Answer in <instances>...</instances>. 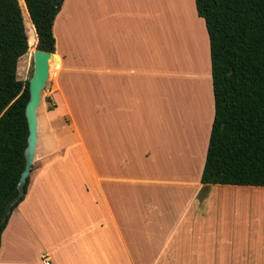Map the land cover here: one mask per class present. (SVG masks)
<instances>
[{"label": "crops", "instance_id": "obj_1", "mask_svg": "<svg viewBox=\"0 0 264 264\" xmlns=\"http://www.w3.org/2000/svg\"><path fill=\"white\" fill-rule=\"evenodd\" d=\"M126 1L64 0L54 19L52 128L2 232L0 264H220L238 247L197 238L238 237L246 210L264 211L263 187L200 182V82L208 137L214 114L203 19L199 47L189 21L166 35L165 14Z\"/></svg>", "mask_w": 264, "mask_h": 264}, {"label": "trees", "instance_id": "obj_2", "mask_svg": "<svg viewBox=\"0 0 264 264\" xmlns=\"http://www.w3.org/2000/svg\"><path fill=\"white\" fill-rule=\"evenodd\" d=\"M64 0H0V244L25 166L28 81L17 62L36 48L53 54ZM209 41L214 114L202 184L264 188V0H194Z\"/></svg>", "mask_w": 264, "mask_h": 264}, {"label": "rangeland", "instance_id": "obj_3", "mask_svg": "<svg viewBox=\"0 0 264 264\" xmlns=\"http://www.w3.org/2000/svg\"><path fill=\"white\" fill-rule=\"evenodd\" d=\"M155 1L157 2V0H127L125 3V6L140 7L143 11L148 12V15H151L152 12H157L158 13V19L160 21V19L162 18L161 16L162 15L164 16V14L161 11L162 7L160 5H162L165 1L161 0L162 1V3H161V1L159 0L160 2L158 4H156ZM184 7H185L184 10L186 9L188 11L189 17L186 15V17L181 21V23H183V25H181V26L185 27L186 25H188L187 20L189 22H191L192 24L194 22V24L192 26L190 24L186 27V29H188L190 27L189 29L192 30V33L197 40L196 43L199 44V47H200V44H202V42H203L202 45H205V39H204L202 28L198 25V21L194 17L197 14H196L195 6L193 4V0H190V5L184 4ZM183 12L186 14V11H183ZM190 15H193L192 16L193 18H190ZM148 17H150V16H148ZM165 18L166 17H164V21H165L164 22V31L167 35V33H169V31H171L168 25H171L173 27L174 25H176L175 24L176 22H174V20H173V22H172L173 24H171V18H169L167 21ZM199 24H200V22H199ZM195 32H196V34H195ZM184 40L187 41L188 44H190V40H187V38H184ZM36 44H37V42H36ZM36 44L31 48L32 50L35 49ZM189 48L190 47H187L186 49L189 50ZM175 51H177V50H175ZM183 52L186 55L185 57L189 61H190V58H191V60L193 59V57H190V52H187V51H183ZM197 54L202 60L205 61V59H207V56H205V53L199 52V49H198ZM53 62L54 61L50 62L49 76H48V79H47L46 84L44 86V89L41 92V100L39 103V107L37 109L38 148H37V151L35 154L33 167L35 165H37L40 162V160L42 159L41 151H43V149H44V140H45L46 136H50L48 133L50 132L49 131L50 128H52L51 118L48 115V111L52 107L49 92H50V88H51L50 86L53 84V81L56 79L57 73L59 71V65H57V63H55V62L53 63ZM18 64L20 65L21 71L19 72V74L17 71V79L19 81H22V82L29 80L31 78L32 72H33V58H32V54L29 52V50H27V52L22 57H20L18 59L17 66H18ZM207 81H208V77H207ZM175 84L177 85L176 82H175ZM176 89H178V86L176 87ZM176 89L173 90V92L175 93V95H174L175 98L177 96L176 94H178L177 93L178 91L176 92ZM198 90L201 91V99H199L200 100L199 102H201V106H200L201 108L199 107L198 111L196 110V114H197L196 118L202 119V117L205 118V106H204V104H205V100H206L205 94L207 91V84L202 89H200V85H199ZM208 92H209V88H208ZM208 92H207V94H208ZM169 100H170V98H169ZM174 100H176V99H174ZM190 113H191V111H190ZM167 118H168V111L165 110L164 122L166 121ZM165 125H166V122H165ZM204 130L206 132V128ZM207 131H208V129H207ZM178 133H180L179 130H178ZM203 136H205L203 148L201 150L199 149V151L195 149V153H197V155L200 157H202L204 154L203 160L205 161V155H206V149H207L209 137L207 134L205 135V133L203 134ZM202 138L199 140V143L201 142ZM205 146H206V149L203 152ZM204 161L202 162L203 165H204ZM259 209L260 208H254V211H253L254 213H252L253 215H251V213L247 212L248 210H246L245 217L246 218L247 217L253 218L254 220L251 219V221H249L250 220L249 219V220L245 221L244 230H243L244 232L240 233L238 237L237 236H229V237H222V238H197V242H198V240L202 241L203 243L206 242L209 245V248H214L215 246H217L216 248H219L220 247L219 241L229 242L230 249H236V247H238L237 249H239L240 252L237 251L236 253H239V254L228 253L227 255H223L221 262L217 261V263H220V264H264V211L262 210L260 212ZM223 246L225 247L226 245H223Z\"/></svg>", "mask_w": 264, "mask_h": 264}, {"label": "water", "instance_id": "obj_4", "mask_svg": "<svg viewBox=\"0 0 264 264\" xmlns=\"http://www.w3.org/2000/svg\"><path fill=\"white\" fill-rule=\"evenodd\" d=\"M32 58L33 72L28 81V101L25 106V117L28 126L27 146L24 150L25 166L17 184L18 194L6 204L2 219L10 214L12 206L24 195L26 179L32 170L38 140L37 109L41 100V92L49 76V62L53 58V54L38 50L35 47Z\"/></svg>", "mask_w": 264, "mask_h": 264}, {"label": "bare ground", "instance_id": "obj_5", "mask_svg": "<svg viewBox=\"0 0 264 264\" xmlns=\"http://www.w3.org/2000/svg\"><path fill=\"white\" fill-rule=\"evenodd\" d=\"M161 1V0H160ZM159 0H157V2L155 1L156 4H158L160 2ZM165 2L160 5L162 7V13L165 14L166 17V21L171 18V20H174V22H176L175 26L179 29V26L182 27L181 25H183V23H181V21L186 17V14L183 12V11H187L186 9L184 10V4H188L190 5V0H164ZM168 2V3H167ZM162 3V1H161ZM158 5V6H159ZM159 6V7H160ZM188 12V11H187ZM188 21V20H187ZM178 22V23H177ZM191 26L193 24L190 22ZM192 28V27H191ZM197 30V29H196ZM34 50H32L30 53L32 54ZM51 61H54V56L53 58L51 59ZM50 61V62H51ZM50 62H49V65H50ZM201 70V69H200ZM200 85V89L204 88L205 87V82H201ZM202 85V86H201ZM206 107V106H205ZM203 120L204 118L202 117V119L200 118H196V123H197V129H196V138L197 141H199V139H201L203 137V134H204V125H203ZM194 121V120H193ZM195 123V122H194ZM192 124V123H191ZM193 135V134H192ZM185 137V136H184Z\"/></svg>", "mask_w": 264, "mask_h": 264}, {"label": "built area", "instance_id": "obj_6", "mask_svg": "<svg viewBox=\"0 0 264 264\" xmlns=\"http://www.w3.org/2000/svg\"><path fill=\"white\" fill-rule=\"evenodd\" d=\"M44 264H48L46 261H43Z\"/></svg>", "mask_w": 264, "mask_h": 264}]
</instances>
